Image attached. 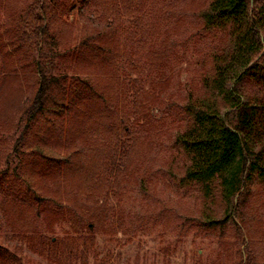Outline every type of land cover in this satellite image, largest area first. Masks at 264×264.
Here are the masks:
<instances>
[{
    "label": "trees",
    "instance_id": "obj_1",
    "mask_svg": "<svg viewBox=\"0 0 264 264\" xmlns=\"http://www.w3.org/2000/svg\"><path fill=\"white\" fill-rule=\"evenodd\" d=\"M165 1L32 0L16 16L17 50L29 59L35 88L26 100L21 89L11 87L16 77L1 74L6 66L0 67V119L8 108L17 111L20 125L12 154H19V144L27 150L35 141L29 146L35 149V159L22 161L35 174V182L26 177L27 184L18 186L16 193L13 181L7 186L12 157L4 154L0 186L10 194L7 207L12 213L5 217L12 230L48 261L99 264L96 235H112L122 226L109 203L151 146L156 99L146 87L154 83L140 76L163 79L167 69L170 35L156 36L163 20L159 5ZM80 11L91 12L102 23L91 27L94 35L72 53L74 61L90 66L105 62L107 75L68 80L57 73L59 36L54 30L59 28L53 23ZM186 12L197 22L200 42L207 45L208 69L201 79L203 95L187 98V128L176 138L187 161L181 181L201 195L206 210L199 218L203 231L238 229L234 216L246 200L264 208V0H187L181 13ZM122 22L129 28L122 31L127 43L123 45ZM134 58L145 59L149 67L139 68ZM123 59L136 79L121 74L117 64ZM51 143L57 149H49ZM62 195L69 206L65 210ZM53 196L59 202L51 221L69 227L60 238L38 228L40 206H54ZM80 199L84 204L76 207ZM215 203L221 207L220 216L206 206ZM0 264L18 261L0 250ZM243 264H261L248 246Z\"/></svg>",
    "mask_w": 264,
    "mask_h": 264
},
{
    "label": "rangeland",
    "instance_id": "obj_2",
    "mask_svg": "<svg viewBox=\"0 0 264 264\" xmlns=\"http://www.w3.org/2000/svg\"><path fill=\"white\" fill-rule=\"evenodd\" d=\"M31 1L0 0V67L6 66V70L1 69V74L16 77L12 79L11 87L21 89L26 100L31 97L35 88V74L33 70H28L29 59L17 50L19 42L15 20ZM185 1L187 2L166 0L165 4L159 5L163 20L159 22V34L156 36L162 38L165 32L170 35V50L166 54L165 63L163 62L167 69L163 79L156 76H140L147 84H151V80L154 83L152 88L146 87L150 95L155 94L156 99L152 106V117L156 123L149 133L148 140L151 146L145 151L144 159L139 163L140 167L133 174L126 175L121 188L111 197L109 207L114 208L122 226L115 228L112 235H96V250L101 261L99 264H243L244 249L247 246L252 256L264 264L262 205L256 208L248 199L234 216L238 229L205 232L199 226V218L206 211L201 195L192 185L181 181L183 166L187 161L176 144V138L187 128L184 112L187 98L203 95L201 79L208 69L205 61L208 48L198 38L197 22L189 13H181ZM59 12L60 10L57 13ZM59 18L58 22L53 23L54 28H59L54 30L59 36L57 73L65 75L68 80L83 75L93 78L106 76V71L103 70L105 62L90 66L81 60L74 61L72 55L74 51L77 52L83 41L86 42L88 37L94 35L91 27L102 23L100 18H96L89 11L69 13ZM173 28L176 29L172 30ZM126 29H129L128 24L122 22L119 28L121 45L127 44L126 36L122 33L124 30L126 32ZM158 41L160 39L156 40V43ZM133 64H137L139 68L149 67L145 59L134 58ZM117 67L123 76L126 75L123 73L125 72L129 77L136 79V73H130L124 59ZM16 112L8 108L4 118L0 119V159H3L4 154H10L12 157L5 181L7 186L11 181L15 183V193L19 192L18 186L27 184L24 182L26 177L35 182V174L30 172V166L25 168L23 163L25 160L35 159V149H29L30 145L35 146V141L27 144V150L21 143L19 154L18 151L11 153L18 138V129L15 128L19 124V118ZM55 148L57 149L51 143L49 149ZM61 148L60 152H64L65 148ZM50 190L57 191L52 186ZM59 191L63 192L61 189ZM9 195L8 188L1 185L0 250L15 257L18 264H56L37 255L35 250L18 238L17 232L12 230L10 221L5 217L11 212L7 207ZM61 198L62 209L65 210L69 207L66 196L62 195ZM53 202L54 206L51 207L40 206L38 228L49 236L60 238L67 235L69 227L64 223L51 221L59 198L53 196ZM80 204H84L82 199L78 200L76 207ZM206 206L215 216H220L219 203Z\"/></svg>",
    "mask_w": 264,
    "mask_h": 264
}]
</instances>
